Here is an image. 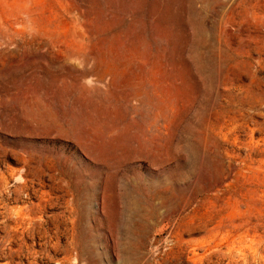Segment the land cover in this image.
<instances>
[{
    "label": "rangeland",
    "instance_id": "1",
    "mask_svg": "<svg viewBox=\"0 0 264 264\" xmlns=\"http://www.w3.org/2000/svg\"><path fill=\"white\" fill-rule=\"evenodd\" d=\"M189 261L264 264V0H0V264Z\"/></svg>",
    "mask_w": 264,
    "mask_h": 264
},
{
    "label": "bare ground",
    "instance_id": "2",
    "mask_svg": "<svg viewBox=\"0 0 264 264\" xmlns=\"http://www.w3.org/2000/svg\"><path fill=\"white\" fill-rule=\"evenodd\" d=\"M18 191H19V190H18ZM19 193H20V192H19ZM16 199H17V197H16ZM230 253H231V252H230ZM197 255H198V254H197ZM231 257H232V256H231ZM231 257H230V258H231ZM208 258H209V257H208ZM226 258H227V257H226ZM234 258H235V257H234ZM196 259H197V258H196ZM201 259H202V258H201ZM201 259H200L199 261H201ZM228 259H229V257H228ZM193 260H194V258H193ZM217 260H218V259H217ZM191 261H192V260H191ZM196 261H198V260H196ZM196 261H195V262H190V261H189V263H192V264L194 263V264H195ZM203 261H204V260H203ZM203 261H202V262H203ZM206 261H207V260H206ZM208 261H209V260H208ZM219 261H220V260H219ZM231 261H232V260H231ZM202 262H201V263H202ZM236 262H237V260H236ZM211 263H212V262H211ZM217 263H218V262H217ZM217 263H216V264H217ZM244 263H245V261H244ZM197 264H198V263H197Z\"/></svg>",
    "mask_w": 264,
    "mask_h": 264
}]
</instances>
